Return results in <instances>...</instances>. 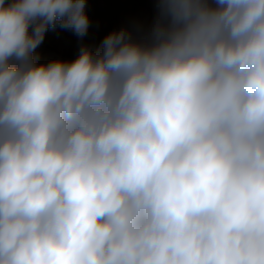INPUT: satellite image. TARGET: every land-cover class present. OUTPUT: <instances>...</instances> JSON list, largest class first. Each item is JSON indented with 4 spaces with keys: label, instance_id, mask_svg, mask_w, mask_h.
<instances>
[{
    "label": "clouds",
    "instance_id": "clouds-1",
    "mask_svg": "<svg viewBox=\"0 0 264 264\" xmlns=\"http://www.w3.org/2000/svg\"><path fill=\"white\" fill-rule=\"evenodd\" d=\"M0 0V264H264V0Z\"/></svg>",
    "mask_w": 264,
    "mask_h": 264
},
{
    "label": "rangeland",
    "instance_id": "rangeland-1",
    "mask_svg": "<svg viewBox=\"0 0 264 264\" xmlns=\"http://www.w3.org/2000/svg\"><path fill=\"white\" fill-rule=\"evenodd\" d=\"M152 0H86V11L90 18V27L83 39L70 30L57 26L49 28L43 43L36 49L40 62L56 58L74 59L81 44L91 46L94 50L100 46V40L106 34L121 27L133 29L147 26L154 14Z\"/></svg>",
    "mask_w": 264,
    "mask_h": 264
},
{
    "label": "bare ground",
    "instance_id": "bare-ground-1",
    "mask_svg": "<svg viewBox=\"0 0 264 264\" xmlns=\"http://www.w3.org/2000/svg\"><path fill=\"white\" fill-rule=\"evenodd\" d=\"M103 40V39H102ZM100 43H101V40H100Z\"/></svg>",
    "mask_w": 264,
    "mask_h": 264
}]
</instances>
